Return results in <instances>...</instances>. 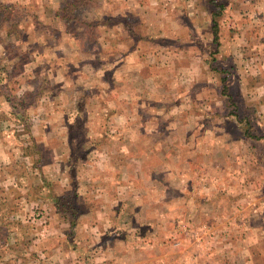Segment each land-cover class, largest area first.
<instances>
[{
  "label": "rangeland",
  "instance_id": "374dc122",
  "mask_svg": "<svg viewBox=\"0 0 264 264\" xmlns=\"http://www.w3.org/2000/svg\"><path fill=\"white\" fill-rule=\"evenodd\" d=\"M214 1L223 6V14L221 6L215 10L221 12L216 20L224 49L208 55L219 73L215 71L217 79L210 75L214 85L207 87L200 80L174 84L185 98L183 110L174 112L185 116L187 105L194 108L187 125L181 124L185 118L173 121L169 114L152 112L146 103L139 108L141 99L150 106L174 107L169 98L154 102L164 92L158 80L165 76L153 85L144 70L135 82L139 86L130 88L140 92H129L128 105L111 96L101 98L98 104H105L106 113H110L107 105L117 107L88 127L111 121L124 105L130 128L114 129V136L129 148L128 155L112 148L110 170L98 168L100 163L92 160L86 165L79 162L71 177H67L66 163V181L61 183L54 170L49 185L42 181L40 169L28 178L25 173L26 166L36 169L33 153H43L45 162L51 161V152L56 153L35 147L23 114L27 104L62 88L55 79V63L61 81H70L77 71L100 81L114 76L103 65L120 64L124 41L132 46L148 37L145 13L136 11L131 1L130 6L122 5L121 0H0L1 5L15 8L8 16L0 11V66L6 71L0 72V129L6 132L0 136L4 139L7 129L15 131L18 149L12 177L30 186L34 196V201L28 196L21 201V196L12 195L4 203L5 212L0 210V264H264V0ZM193 63L199 67L201 58ZM48 65H54L50 79ZM136 73L129 71L131 79ZM97 87L102 88L92 83L87 89L92 92ZM21 90L28 95L16 100ZM78 122L65 135L55 131L51 138L92 141L89 129ZM89 155L85 150L73 154L78 161ZM77 174L82 178H76ZM10 190V184L3 183L0 192ZM12 190L19 195L18 188ZM57 194L64 199L66 212L57 207ZM74 208L77 215L73 217ZM85 216L87 221L96 218L99 225L124 222L130 228L127 234L123 230L129 245L111 248L99 233L73 232L72 227ZM122 251V262L111 260Z\"/></svg>",
  "mask_w": 264,
  "mask_h": 264
},
{
  "label": "crops",
  "instance_id": "0c3cea01",
  "mask_svg": "<svg viewBox=\"0 0 264 264\" xmlns=\"http://www.w3.org/2000/svg\"><path fill=\"white\" fill-rule=\"evenodd\" d=\"M130 1V4L136 8V11H139L142 15L145 13V16L143 15V22H145L149 34L147 35L148 37L139 39L138 42L132 46L127 44L129 43V40H127V43L124 41L125 45L123 44L124 42L122 44L121 42H118L119 45L121 44L123 50L120 64L103 65L104 69L107 67L108 69L106 70H111L114 76L105 77L100 81L94 77H86L85 73L77 71L75 76L70 77V81L66 78L61 81L62 78H60L61 75L59 74V65L55 63L58 69V75L55 79L57 80V84H59L58 86H62V88L57 89L61 91L56 89L53 93H45L39 97V100L27 104L28 107L25 108L23 114H25V118L27 117L29 120V135L35 144V147H41L48 152H51L53 149L56 151L55 154L51 152V161L48 162L43 160V153H33V158L38 162L36 163V169L33 165L30 169L26 166L25 173L27 178L33 176L35 170L38 173V169H40V177L42 178V181L50 185V173L57 170L59 172L58 179L62 183L66 181L67 177H71L75 174L78 167L77 163L79 162L86 165L92 160L93 163L95 161V164H101H99L98 168L102 166V168L110 170L112 163L109 157L112 155V148H117L115 151L116 153L120 152L128 155L129 148L123 143L121 145V141L114 136V129H129L130 114L127 109L124 108V105H122L121 111L117 110L115 112V118L109 122H106V120L101 121V123L98 124L100 116L106 117L107 115L114 113V110L117 107V104H113L112 106L107 105L110 113H106L107 111L104 108L105 104L102 106L98 104V101L101 98L111 96V98L118 101L121 99L122 103L126 101L127 104L125 105H128L127 100L130 101V88L131 86L138 85L135 84V82L144 70L147 71L149 80L153 85H157L156 82L158 77L160 78L162 75L165 76L162 81L158 80V84L160 85L163 82L162 85L164 92L158 93L154 102L162 103L165 97L174 102V107L171 108L172 110H167L166 106L163 105L150 106L147 100L141 99V105H138L139 108H141L143 103H146L149 109L154 110L152 112L161 115L169 114L171 118H173V121L178 118H185L182 119V126L187 125L190 114L194 111V108L192 104L187 105V109L185 108L187 110L185 116H179L176 114V111L174 112V110H183L184 107H181V103L185 101V98H183L179 94V90L176 89V85L183 86V83H188L189 81H192L194 84L199 80L204 87L214 85L210 80L211 77L213 78V81L217 79V70L214 68L213 64L211 66L209 56L212 54L211 51L221 53L220 48L224 49V47L221 46L222 43L219 39V23H217L216 20V17L220 15L221 12V14H223L222 3H216L214 0H121L122 5L128 4V6H130ZM220 6L222 11H216L215 7H219L220 10ZM237 14H241V12H238ZM236 18L237 17L234 14V19ZM214 25L216 26L217 33L214 32ZM201 54L202 57H198ZM195 58H201V65L199 67L193 63ZM167 63H169V65H166ZM118 65L120 67H118ZM53 66L54 65L47 66L46 72L48 79L51 77L49 71ZM131 69L137 71L134 79H131L129 75ZM118 70L121 72L118 73ZM256 70L257 68L254 72ZM164 72L171 73V75L168 77L166 74H163ZM33 80L34 76L31 74V83ZM92 83L100 85L102 88L97 87L95 91L90 92L87 88L88 86H91ZM66 86H72L73 94L67 93L71 91L72 88L69 89L66 88ZM134 90H132L131 93L136 95V93L133 92ZM20 92L22 93L19 96L28 95L27 92L23 90ZM139 92L140 90H138L137 94ZM25 96L22 97V100H24ZM119 96H121V98H119ZM203 100L204 99H201L200 101ZM17 116H19V114ZM94 120H97L98 125L88 128L91 124H95ZM173 121H171L170 124H173ZM75 122L80 123L84 129H89V133L93 135L91 137L93 138L92 141L83 142L82 139L70 138L68 142H64V136H60L57 139L51 138V134L55 131L59 132V134H62L63 132L65 135L67 133L66 130L69 129L70 126H73ZM94 129L99 130L94 131ZM7 130L8 132L5 135L6 139H3V137L0 136V191L3 188V183L10 184L11 190L7 194L0 192V210H2L4 203L7 202L8 198L12 195H17V197L21 196V201L22 198L27 201V196L34 201L33 191L30 190L31 187L26 184H19L18 181L20 179L12 177L11 166L14 168L17 162L14 154L17 152L18 143L17 141H14L15 138L13 137V133L15 131L12 129ZM0 132L6 133L3 129H0ZM80 150H85L86 153L89 152L90 157H81L78 161L79 157L73 156V154H76V152ZM93 154H95V157H93ZM66 163L69 168L67 177H65L68 171L65 168ZM7 167L8 169L6 172ZM76 178L82 177L77 174ZM120 180L121 188L123 189L125 186L123 172L121 173ZM21 186L24 189L20 188ZM12 188H18L19 195L13 192ZM42 188L44 187L42 186ZM64 190L65 189L61 188V191ZM58 195L59 194H57V196ZM50 196H52V193ZM50 196H46L47 203ZM2 211L5 212L4 209ZM17 211L22 212L23 210L21 209ZM104 214H106V212ZM108 214L110 213L108 212ZM15 217L17 218V215H15ZM85 218L86 216L83 217L81 223L75 225V228L72 227L73 232L77 233V231L81 232V230H90L95 235L96 233H99V237H106V246H111V248L112 246L129 245L128 242L130 239L127 235H124L123 232L126 229L127 234L129 231L128 229L130 228H127V224L124 222L120 221L117 225L113 222H105L106 224L101 223V225H99L96 223V218H92L88 221L84 220ZM50 229L51 228L49 227V230ZM102 229L105 231L108 230L109 233L106 235L103 233L102 235V232H99ZM44 231H46V229L42 232ZM47 234H49V231ZM125 236L126 240L124 241ZM46 237H49V235ZM138 238H141L139 240L145 241L143 237ZM14 241L16 244L18 243L17 233ZM48 242L49 240H47V244ZM118 242H120V244H118ZM0 244L2 243L0 242ZM44 249L47 250V248ZM108 249L109 248H106L105 250ZM43 256L47 258V263H49V256L45 255V252L43 253ZM155 258L156 257H154V259ZM119 259L121 262L124 259L123 251L120 253L116 252L111 258V260L115 262H118ZM157 259H159L157 261H160V263L163 261L162 258L157 257Z\"/></svg>",
  "mask_w": 264,
  "mask_h": 264
},
{
  "label": "trees",
  "instance_id": "16d2710c",
  "mask_svg": "<svg viewBox=\"0 0 264 264\" xmlns=\"http://www.w3.org/2000/svg\"><path fill=\"white\" fill-rule=\"evenodd\" d=\"M71 6H74V3L71 5ZM14 6L13 5H1L0 4V11H2L3 10V12H4V16L5 15H9L10 13H12V12H14ZM214 32L215 33H217L216 31V26L214 25ZM0 72L1 73H4V72H6L5 71V68L3 67V68H1V66H0ZM8 73H7V77H8ZM225 91V90H224ZM223 91V92H224ZM225 94V93H224ZM23 96H25V95H22V96H19V97H17V99L16 100H18V99H21ZM9 100H7L8 102H11L12 100L9 98V97H7ZM55 203L57 204V207H59V209H61V210H63V212H66V211H64L65 209H64V207L66 206L65 205V202H64V199L62 198V196H60V195H58V196H56L55 197ZM72 214V216L74 217V216H76L77 215V212H76V209L74 208V211L71 213Z\"/></svg>",
  "mask_w": 264,
  "mask_h": 264
}]
</instances>
